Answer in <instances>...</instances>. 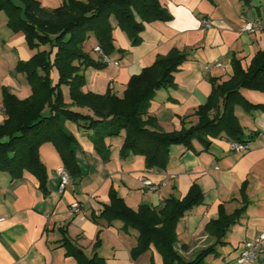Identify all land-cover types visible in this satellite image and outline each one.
I'll list each match as a JSON object with an SVG mask.
<instances>
[{
	"label": "crops",
	"instance_id": "obj_1",
	"mask_svg": "<svg viewBox=\"0 0 264 264\" xmlns=\"http://www.w3.org/2000/svg\"><path fill=\"white\" fill-rule=\"evenodd\" d=\"M159 1L170 20L145 23L136 44L111 21L114 48L109 59L112 63L86 70V85L82 90L122 97L130 79L144 68L174 50L183 53L186 61L174 75V84L156 92L148 113L156 120V130L170 133L197 123L195 112L207 103L213 84L220 85L231 78L234 61L246 69L255 55L264 51V29L255 34L242 31L247 21L264 14V0H250L247 5L242 0ZM40 3L46 9H55L61 0ZM202 20H208L211 27L205 29ZM89 40L95 47V40ZM35 52L27 47L22 32L10 30L7 16L0 12V125L5 119L3 89L21 100L31 95L30 86L17 66L30 60ZM92 59L101 62L97 53ZM217 63H222V67H215ZM241 94L257 106L249 110L240 105L234 107L242 138L249 146L245 153L231 152L223 136L209 137L206 147L196 140L192 141V149L171 146L165 167L148 168L142 156L121 155L123 132L105 139L99 149L90 137L91 131L67 126L78 143L76 161L81 178L77 190L69 185L63 194L58 192L57 169L63 164L51 143L39 149L46 169L45 191L27 171L18 180L0 173V218L3 219L0 264H78L65 256L61 247L65 240L82 250L86 257L97 254L107 264H163L153 245L134 255L138 245L135 231H125L120 221H93L92 216H98L103 206L109 204L111 191L133 211L141 205L158 211L166 199L181 200L193 186L203 193V200L177 221V251L184 259H192L215 244L216 239L207 232V227L221 211L231 215L242 210L226 230L224 244L217 247V256H209L213 259L208 263L238 264L244 243L264 233V93L242 90ZM63 95L69 104L64 89ZM218 101L212 116L221 112V99ZM140 179L151 181L157 189L143 187ZM73 202L82 205L80 213L70 211ZM253 264H264V255Z\"/></svg>",
	"mask_w": 264,
	"mask_h": 264
},
{
	"label": "trees",
	"instance_id": "obj_2",
	"mask_svg": "<svg viewBox=\"0 0 264 264\" xmlns=\"http://www.w3.org/2000/svg\"><path fill=\"white\" fill-rule=\"evenodd\" d=\"M242 1L246 5L250 3V0ZM0 12L7 16L10 30L22 32L26 45L36 50L30 60L17 66L30 86L31 95L21 100L6 89L2 91L5 119L0 125V173H7L11 180L20 179L27 171L45 191L46 169L39 157V149L45 143L54 146L72 182L81 178L76 161L78 143L65 128L66 122L91 131L90 137L99 149L105 139L118 137L123 132L121 155L142 156L148 168L165 167L174 145L192 149V141L196 140L206 147L207 138L221 136L245 142L234 107L257 108L241 91L264 93V51L258 52L246 69L237 61L233 62L231 78L220 85L213 84L207 103L195 112L198 121L194 126L165 133L156 130V120L148 116L150 104L158 90L174 84V75L186 61V55L174 50L157 59L130 79L122 97L110 92L84 93L85 80L80 71L84 67L105 65L91 59L84 52V44L93 38L96 46L109 57L114 48L112 20L132 44L138 43L145 23L169 21L171 16L159 0H61V5L55 9L42 7L39 0H0ZM46 45H50V51L38 50ZM52 48L55 49L53 56ZM53 69L58 74L55 84L50 78ZM62 86L68 88L69 104L64 100ZM219 99L221 112L212 116ZM73 107L85 108L91 114L85 115ZM46 108L50 111L47 116L43 115ZM202 200L203 193L193 186L185 198H168L158 211L147 205L133 211L111 191L109 204L103 206L98 216H92V220L120 221L125 231H135L136 256L153 245L163 264H205L207 257L217 256V247L224 244L226 230L242 210L231 215L221 211L207 227V232L216 239L215 244L199 251L192 259H184L176 249L175 226ZM61 247L65 249V256L72 257L78 264H107L97 254L86 257L67 240Z\"/></svg>",
	"mask_w": 264,
	"mask_h": 264
},
{
	"label": "built area",
	"instance_id": "obj_3",
	"mask_svg": "<svg viewBox=\"0 0 264 264\" xmlns=\"http://www.w3.org/2000/svg\"><path fill=\"white\" fill-rule=\"evenodd\" d=\"M202 25L205 29H209L211 24L208 20H202ZM264 29V14L261 17H256L252 21H247L242 31L248 34H255L258 32H262ZM93 51L97 53L100 57V60L105 65H109L112 61L109 57L101 50L100 47L95 46ZM222 63H217L215 67L219 68L222 67ZM207 69H211V67H207ZM228 146L231 152L234 153H245L249 151V146L246 143H241L238 141L228 140ZM57 175L59 177V185H58V192L63 194L66 188L72 184V179L68 171L63 167H59L57 169ZM140 183L143 187L148 188L152 191H155L157 188L151 181L146 179H140ZM70 211L73 214H78L81 212L82 205L78 202H73L69 206ZM3 221L0 218V222ZM264 255V233L257 235L252 241H248L244 243V247L241 250L238 258V264H253L257 262L260 257Z\"/></svg>",
	"mask_w": 264,
	"mask_h": 264
},
{
	"label": "rangeland",
	"instance_id": "obj_4",
	"mask_svg": "<svg viewBox=\"0 0 264 264\" xmlns=\"http://www.w3.org/2000/svg\"><path fill=\"white\" fill-rule=\"evenodd\" d=\"M40 2H41V0H39ZM79 1V0H78ZM85 1V0H84ZM90 39H92V38H90ZM94 42H90V40H88L87 42H86V44L84 45V52L87 54V55H89V57L92 59V55H96V53L93 51V48H94ZM28 47V46H27ZM29 48V47H28ZM51 47H50V45H46V46H40V47H38V50H40V51H50L51 49H50ZM30 49V48H29ZM31 50V49H30ZM33 51V50H32ZM54 51H55V49L53 50V48H52V56H53V53H54ZM114 64H116V63H114ZM94 69V70H96V69H99V68H95V67H84V68H81V73L83 74V76H84V80H85V83H84V86H83V89H84V87H85V85H86V75H85V71L86 70H88V69ZM50 78H51V80H52V83L53 84H55V83H57V80H58V74H57V72H56V70L55 69H53L52 70V72H51V75H50ZM89 83H91V82H89ZM88 83V84H89ZM88 84H87V90H88ZM61 89L63 90H66V93H67V96H68V88H66L65 86H62L61 87ZM28 98V97H27ZM68 98H69V96H68ZM73 110H76V111H79V112H81V113H83V114H85V115H89V113H91V112H88V110L87 109H85V108H78V107H73L72 108ZM50 114V111H49V109L48 108H46L44 111H43V115H49ZM67 126H70V127H72V126H78V125H76V124H74V123H70V122H66L65 123V128L67 127ZM78 127H80V126H78ZM67 129V128H66ZM67 130H69V129H67ZM78 178H76V181H75V183H74V185L73 184H70V185H72L73 186V188H75L76 190L78 189ZM213 258L212 257H207V259L205 260V264H208L211 260H212Z\"/></svg>",
	"mask_w": 264,
	"mask_h": 264
}]
</instances>
